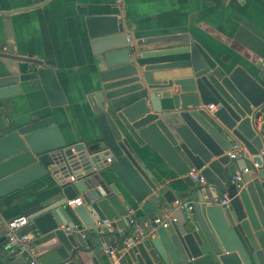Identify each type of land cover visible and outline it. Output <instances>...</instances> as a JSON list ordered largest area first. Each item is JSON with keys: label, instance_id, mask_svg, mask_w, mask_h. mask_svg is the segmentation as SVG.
Segmentation results:
<instances>
[{"label": "water", "instance_id": "water-1", "mask_svg": "<svg viewBox=\"0 0 264 264\" xmlns=\"http://www.w3.org/2000/svg\"><path fill=\"white\" fill-rule=\"evenodd\" d=\"M84 22L91 143L68 141L53 112L8 116L25 84L51 108L67 103L53 67L0 75V198L47 177L60 189L26 216L34 264L112 263L110 243L126 264H264V75L218 60L186 32L136 38L116 14ZM153 155L171 171L153 167ZM223 195L227 203H211ZM164 214L165 227L138 236ZM7 243L0 236V264H32Z\"/></svg>", "mask_w": 264, "mask_h": 264}, {"label": "crops", "instance_id": "crops-1", "mask_svg": "<svg viewBox=\"0 0 264 264\" xmlns=\"http://www.w3.org/2000/svg\"><path fill=\"white\" fill-rule=\"evenodd\" d=\"M105 14L124 20L136 38L186 32L218 60L264 75V0H0V75L16 74L34 62L49 65L67 100L51 108L39 86L25 84L7 106L11 119L25 123L53 112L68 141L92 142L96 124L87 98L93 65L84 18ZM152 157L153 167L171 171L159 156ZM59 193L58 183L47 177L0 198V236H7L9 219L28 216ZM133 231L126 227L124 234ZM110 244L112 263L106 264H126L123 256H115L121 245Z\"/></svg>", "mask_w": 264, "mask_h": 264}, {"label": "built area", "instance_id": "built-area-1", "mask_svg": "<svg viewBox=\"0 0 264 264\" xmlns=\"http://www.w3.org/2000/svg\"><path fill=\"white\" fill-rule=\"evenodd\" d=\"M211 110L214 109L213 105L208 106ZM264 153V151H261ZM230 157L234 159L236 157L235 153H229ZM248 172V170L245 168L241 170L239 173L236 174L234 177V180L238 181L241 179L242 173ZM188 175L193 179V180H199L201 183H204V180L202 177L199 176L198 172L194 170H190ZM71 180H73V177H71ZM228 202V199L226 196L223 195L222 198H213L211 200L212 204H225ZM81 199L76 198L74 200L68 201L69 205H76L80 204ZM181 204L180 200H175L174 205L179 206ZM166 218H169V215H157L151 220L143 223V225L138 229V236L143 237L147 232H152L154 231L158 226H163L165 227L167 225V222L165 221ZM28 224L26 216L23 215H17L12 217L11 219L8 220L7 222V238H8V244L13 247L15 250H17L18 254H24L27 255L31 258V263L34 264L35 260L33 258L35 252H34V247L32 243V234L30 231H26L25 228ZM66 232L69 231V228H65ZM129 245V244H128ZM110 253V252H109Z\"/></svg>", "mask_w": 264, "mask_h": 264}]
</instances>
